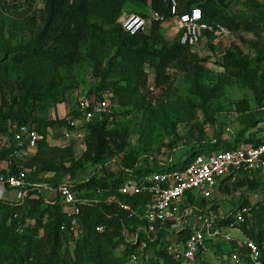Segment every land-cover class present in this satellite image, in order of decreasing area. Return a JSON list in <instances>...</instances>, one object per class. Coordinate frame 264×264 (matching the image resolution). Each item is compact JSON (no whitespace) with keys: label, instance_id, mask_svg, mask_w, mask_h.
Here are the masks:
<instances>
[{"label":"rangeland","instance_id":"1","mask_svg":"<svg viewBox=\"0 0 264 264\" xmlns=\"http://www.w3.org/2000/svg\"><path fill=\"white\" fill-rule=\"evenodd\" d=\"M41 7L39 3L33 7L37 10L33 27L28 25L22 32L12 34L8 31L10 21L0 9V28L5 29L3 36L0 35L3 50L0 52V112L26 111L33 120L71 118L77 120V126L67 140L61 137L62 129L48 128L49 145L38 151L37 161L47 159L52 167L41 173V181L36 182L41 185L35 186L41 193L33 192L35 194L29 198L44 197L52 201L54 198L46 189L53 186L51 183L69 180L70 176L82 178L97 174L93 171L95 139L88 136L90 123L76 117L82 99L104 100L111 108L99 157L109 161L107 165L112 168L129 151L140 157V164L151 165L152 158L160 163L167 162L173 152L175 136L180 138L176 141L180 144L220 136L221 140L236 145L238 136L242 143L251 134L255 138L262 135L261 121L245 126L247 120L244 117L224 114L223 110L231 112L235 103L243 100L248 101L251 108L256 107V92L264 102V58L256 59L264 52V0H222L220 12L227 23L228 36L203 37L190 46L178 61L164 69L170 85L155 84V68L148 59L140 65H135L131 58L122 60L117 50L127 46L128 41L123 39L119 26L106 25L94 17L89 19L81 41L70 37L69 42L75 45L72 56L59 59L54 52H38L34 36L41 26ZM17 14L21 17L23 12L18 10ZM147 17L150 20V16ZM232 20L237 28L229 26ZM179 30L176 22L170 19L162 23L160 32L164 39L173 41ZM223 56L244 59L246 66L238 69L225 65ZM195 76L199 88L208 95L205 102L193 86ZM32 153L36 155L37 149ZM8 193L6 190L4 197ZM25 194L22 189L13 199L20 200ZM263 194L264 176L243 174L235 182L220 183L211 197L200 205L230 210L244 202L245 197L257 202ZM24 204L25 209L30 206L28 200ZM51 219L50 211H45L42 216L34 212L26 217L23 228L27 234L24 243L28 252L24 264H37L39 260L49 258ZM230 233L233 237L243 238L237 230ZM76 237L60 233L58 251L62 256L70 259L77 256L80 245L75 243ZM3 245L0 247V264H12ZM95 245L93 264H146L141 258L136 262L129 261L121 245L109 234H100ZM228 251V243L210 246L197 264H230Z\"/></svg>","mask_w":264,"mask_h":264},{"label":"trees","instance_id":"2","mask_svg":"<svg viewBox=\"0 0 264 264\" xmlns=\"http://www.w3.org/2000/svg\"><path fill=\"white\" fill-rule=\"evenodd\" d=\"M177 12L181 13L190 9L191 6H198L202 13V21L207 23H221L227 26V23L222 20L220 12V3L222 0H176ZM39 3L42 5L40 8V20L41 26H38V30L35 33V49L38 52L49 51L54 52L59 59L68 58L73 55L75 45L69 42L70 37H77L78 41L85 36L88 29V21L94 17L99 19L106 25H117L119 31L123 36V39L128 41L127 46H120L117 50V54L121 55L122 60L131 58L135 65L142 64V61L147 59L153 64L155 68V84H167L169 83V75L164 71L174 61H178L179 58L190 47L179 43L177 39L170 41L164 39L160 30L161 25L167 19H171L172 14L170 0H0V9L6 14V18L10 21L8 24V31L22 32L29 26L33 27L36 23V17L34 12V5ZM22 11L21 17L17 14V11ZM147 10L157 11L162 17V20L151 19L148 20L147 28L144 31L138 32L133 35L126 33L118 18L123 12H136L143 16H149ZM2 19V16H0ZM237 28V24L234 20L231 21V25ZM32 29V28H31ZM4 28H0V35L3 36ZM203 37L210 39H217L211 33H205ZM60 43V44H59ZM131 45L133 48H131ZM0 52L3 50L0 47ZM5 52V51H4ZM151 55L152 58L149 56ZM224 64L228 66L238 67L241 69L245 67L244 59L226 58L223 56ZM264 58V52L258 54L257 58ZM112 60H114L112 58ZM110 60V61H112ZM110 63V62H109ZM123 66L119 68V71ZM193 86L195 87L198 95L202 101H206L208 95L199 88L196 76L193 80ZM256 107L251 108L248 101L243 100L236 102L234 110H223L224 114L234 113L236 116L244 117L247 120L245 126L253 125L256 121H261L260 129L264 130V102L258 92ZM22 109V108H21ZM22 111V110H21ZM78 114L76 117H80L81 114L77 109ZM110 115H104L101 120L94 119L90 123L88 128V136H92L95 139L94 153L95 158L93 165L95 173L89 174L85 177L78 178L76 176H70L72 188L79 193L80 196H86L90 198H97L99 201L95 204H85L81 206V213L79 215V224L77 227V233L71 229L70 216L63 207L60 197H55L52 201L43 198H29V195L40 192V188L27 184L23 189L26 194L20 198V200H14L13 197H17L18 188H6L8 190L7 197L0 198V247L4 244V250L7 253L10 262L12 264H24L26 263V255L28 248L24 243V221L26 217L34 215V212H39V216H42L45 211H50L52 219L51 226V245L49 258L39 260L37 264H93V258L95 257V243L99 239L100 234H109L112 240L117 241L122 249L126 258H128L130 252L136 247L135 242L127 241L123 234V229H126V234H132L134 227L137 224H145L144 221L139 220L137 217H128L125 210H121L117 207L116 203H106L103 201L105 196L116 193L117 197L121 201L128 202L133 206H138L141 200L147 198L140 195H122L117 193L118 186L124 179L136 174L148 173L150 171H162L172 169L175 167H184L190 160L199 153L221 151L227 149H233L242 145H257L261 141V134L254 137L250 135L244 141L238 142L236 145H230L226 140H221L220 136L208 140H198L192 143H177L180 140L175 136L172 140V155L167 162L160 163L152 158V164L143 163L140 164V157L136 156L132 151L125 152L123 157L120 158V162L115 163V167L108 166L104 158H100V151L104 145V133L106 125ZM6 120L17 121L24 123L28 121L36 122L39 126V131L43 134V138L38 142L37 153L34 159L35 168L27 172L26 180L28 183L40 182V174L49 170L52 165L49 160H42L40 163L38 159V151L41 148H45L49 145L47 141L48 128L66 129L72 130L73 125L68 123L71 118L67 119H53V120H33L29 112L13 113L0 112V124ZM213 120V119H212ZM184 148L185 150H182ZM181 159L179 162L178 160ZM3 160H9L7 151L0 150V162ZM18 163H22L21 160H15ZM17 162L9 163L11 170H16L15 166ZM72 177V178H71ZM78 178V179H77ZM72 179V180H71ZM74 179V180H73ZM77 179V180H76ZM227 180H223L221 184H225ZM51 183V182H50ZM59 183H51L53 186H58ZM220 186V185H219ZM5 190V191H6ZM4 191V192H5ZM35 192V193H33ZM41 193V192H40ZM264 195V194H263ZM29 201V207L25 209L24 202ZM45 201V203L43 202ZM204 200L194 201L196 204L202 203ZM46 205V208L43 207ZM239 204L246 205L250 208L252 215L249 219L245 220L239 227L242 229L244 235L258 245L261 260L264 264V197L260 198L257 202H251L247 197L244 198V202ZM214 210L220 209L219 207H211ZM221 210V209H220ZM233 211L234 209H230ZM229 209L224 212H231ZM263 215V216H262ZM253 219L252 222H250ZM39 221V220H38ZM40 223V222H39ZM103 224L105 226L104 231L99 232L95 228L97 225ZM64 233L77 237L74 239L75 243H79V252L76 253L74 258H66L62 256L58 251L59 235ZM165 232L159 230L158 234L163 235ZM78 235H80L78 237ZM158 235V236H159ZM157 240L147 243V248L142 255L141 259L146 260V264H155L157 257H165L162 249H155Z\"/></svg>","mask_w":264,"mask_h":264},{"label":"built area","instance_id":"3","mask_svg":"<svg viewBox=\"0 0 264 264\" xmlns=\"http://www.w3.org/2000/svg\"><path fill=\"white\" fill-rule=\"evenodd\" d=\"M170 2L171 20L180 29L177 36L179 43L194 46L205 33H211L216 38L228 36L229 29L225 25L202 21L198 6H191L189 10L178 13L176 0ZM149 16L151 19H163L157 11H152ZM148 20V17L136 12H123L118 18L123 30L129 35L144 31ZM168 20L170 19L166 21ZM77 109L81 114L80 118L86 123L94 119L101 120L104 115L111 114L109 104L100 99H82ZM76 121H68L73 129L77 126ZM73 129H62V139H69ZM42 138L43 134L36 122L6 120L0 124V150L7 151L9 159L0 162V198L6 188H18L19 196V191L27 184L41 186L38 183H28L26 176L27 172L35 168V155L32 152L37 149ZM16 159L22 163H18ZM13 162L17 164L16 170L12 171L9 163ZM243 174L248 177L264 176V130L257 145L199 153L184 167L150 171L124 179L116 190L118 194L147 197L138 206L121 201L116 193L103 199L106 203H116L119 209L127 212L128 217H137L145 223L137 224L132 234H126V229H123L125 239L136 244L128 260H139L147 243L157 240L155 249L161 248L165 257L155 258V264H197L208 247L220 246L221 243L229 244L230 264H263L258 245L246 237L239 227L252 215L248 206L238 204L233 211L224 212L194 202L210 198L223 180L235 182ZM46 189L52 198L58 196L62 200L63 207L70 216L71 229L75 233L81 206L99 201L97 198L80 196L72 188L70 180H64L58 186H47ZM95 229L102 232L105 226L100 224ZM159 230L165 233L159 235ZM232 230H237L243 238L233 237L230 233Z\"/></svg>","mask_w":264,"mask_h":264},{"label":"crops","instance_id":"4","mask_svg":"<svg viewBox=\"0 0 264 264\" xmlns=\"http://www.w3.org/2000/svg\"><path fill=\"white\" fill-rule=\"evenodd\" d=\"M218 247H220V246H218Z\"/></svg>","mask_w":264,"mask_h":264}]
</instances>
